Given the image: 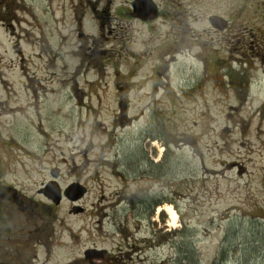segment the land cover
<instances>
[{
	"label": "rangeland",
	"instance_id": "1",
	"mask_svg": "<svg viewBox=\"0 0 264 264\" xmlns=\"http://www.w3.org/2000/svg\"><path fill=\"white\" fill-rule=\"evenodd\" d=\"M123 1L0 0L3 180L41 204L52 170L86 188L63 244L0 264H264V0H158L151 24Z\"/></svg>",
	"mask_w": 264,
	"mask_h": 264
},
{
	"label": "flooded vegetation",
	"instance_id": "2",
	"mask_svg": "<svg viewBox=\"0 0 264 264\" xmlns=\"http://www.w3.org/2000/svg\"><path fill=\"white\" fill-rule=\"evenodd\" d=\"M106 4L108 6L115 3V0H105ZM137 0H124V3H127L123 5L122 7H118V11L120 10V14L126 16L129 18L130 21H137L141 23H147L151 24L161 16H165V10L163 11V8L161 6L160 1L153 0L155 3V6L158 11V15L156 18L153 19H143L139 16H134L135 13V2ZM117 18L119 16L115 15ZM226 20V18H224ZM209 24H211L210 17L208 18ZM223 25L220 28L214 27L215 29H221L225 30L226 27L229 24V21H222ZM226 26V27H224ZM4 175L2 173V170L0 169V235H2V238L0 237V259L3 252H6L4 250H8L13 255H18L21 252V255H30L32 254L31 251L34 248L35 258L38 257V252L42 251L45 252L47 255L52 253V250L55 248V246H60L62 243V240L59 239V237L55 236V227L56 222L60 217V213L58 208H60L61 203H55L52 200H50L47 196L43 197L46 200L45 204H41L39 202H36L33 198L28 197L25 195L22 191H20L18 188L12 186L9 183L4 182ZM41 193V192H40ZM136 197V198H135ZM134 198V199H133ZM133 204L137 202H143L144 200L141 198L140 194H135L132 197ZM5 202H8L11 204L10 209H8ZM152 210L155 209V205H151ZM84 208L78 205H73L72 211L70 213H78V210H83ZM23 215L26 216V219L23 220L20 217H23ZM20 216V217H19ZM18 218V220H16ZM11 223L12 230L9 233H12L16 236L14 239V246L11 248H2V245H5V241H8L11 239L7 238V235L9 234L8 227L5 226V223L8 224ZM120 234L124 233L125 236L123 240L127 241V244L133 248L134 250H138L140 246V239H137V237H133L134 242H130L131 235L126 231L127 225H120L119 226ZM125 230V231H124ZM78 236V235H77ZM3 238H6L3 240ZM27 245V246H25ZM121 246V245H120ZM21 248V249H20ZM24 250H23V249ZM4 249V250H2ZM122 249L121 247L119 248ZM23 251V252H22ZM108 249L106 247H100L97 243H93L92 245L87 246L83 254L81 256V259L84 261H90L91 263H94L96 261V258H102L107 253ZM122 256L126 255L124 253ZM129 255V254H128ZM3 259V258H2ZM132 259V257H131ZM227 258H224L223 263L225 264L227 262ZM34 264V263H31ZM36 264V263H35ZM121 264H128L126 262H122Z\"/></svg>",
	"mask_w": 264,
	"mask_h": 264
},
{
	"label": "water",
	"instance_id": "3",
	"mask_svg": "<svg viewBox=\"0 0 264 264\" xmlns=\"http://www.w3.org/2000/svg\"><path fill=\"white\" fill-rule=\"evenodd\" d=\"M135 13L134 16H139L145 20L156 18L158 15L157 8L155 6L154 1L152 0H137L135 2ZM211 22L216 27H221L223 25L222 21L224 20L222 17L219 16H212L210 18ZM51 174L54 176V179L51 180L46 187L42 189V192L55 203H60L63 197L66 196L71 200H78L84 196L86 193V188L84 186L78 185L77 183L71 184L67 187L64 192L59 186V183L55 179L59 176V170H52ZM133 197V196H132ZM131 197V199H132Z\"/></svg>",
	"mask_w": 264,
	"mask_h": 264
},
{
	"label": "bare ground",
	"instance_id": "4",
	"mask_svg": "<svg viewBox=\"0 0 264 264\" xmlns=\"http://www.w3.org/2000/svg\"><path fill=\"white\" fill-rule=\"evenodd\" d=\"M68 80V79H67ZM161 210V209H160ZM167 211L172 219V225L173 227H177V217H178V213L176 212L175 208H173L172 205H166L165 208H162V211Z\"/></svg>",
	"mask_w": 264,
	"mask_h": 264
},
{
	"label": "trees",
	"instance_id": "5",
	"mask_svg": "<svg viewBox=\"0 0 264 264\" xmlns=\"http://www.w3.org/2000/svg\"><path fill=\"white\" fill-rule=\"evenodd\" d=\"M158 202H154L152 205H155V204H157ZM224 257L226 256V255H223Z\"/></svg>",
	"mask_w": 264,
	"mask_h": 264
}]
</instances>
